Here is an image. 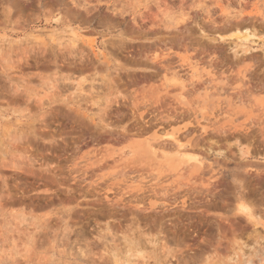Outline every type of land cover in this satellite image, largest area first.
Here are the masks:
<instances>
[{
    "label": "rangeland",
    "instance_id": "1",
    "mask_svg": "<svg viewBox=\"0 0 264 264\" xmlns=\"http://www.w3.org/2000/svg\"><path fill=\"white\" fill-rule=\"evenodd\" d=\"M0 264H264V0H0Z\"/></svg>",
    "mask_w": 264,
    "mask_h": 264
},
{
    "label": "bare ground",
    "instance_id": "2",
    "mask_svg": "<svg viewBox=\"0 0 264 264\" xmlns=\"http://www.w3.org/2000/svg\"><path fill=\"white\" fill-rule=\"evenodd\" d=\"M245 22V21H244ZM249 23V22H248ZM250 24V23H249ZM246 24H244V23H239V24H237L236 26H235V28H241V27H243V26H245ZM228 30V29H227ZM73 39H75L76 40V37H73ZM176 138V137H175ZM162 147V146H161Z\"/></svg>",
    "mask_w": 264,
    "mask_h": 264
}]
</instances>
